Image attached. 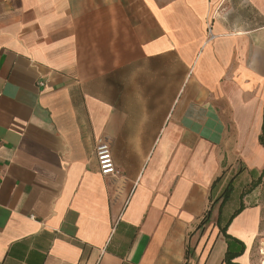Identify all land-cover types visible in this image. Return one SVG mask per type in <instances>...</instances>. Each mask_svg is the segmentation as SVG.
<instances>
[{
    "label": "crops",
    "instance_id": "1",
    "mask_svg": "<svg viewBox=\"0 0 264 264\" xmlns=\"http://www.w3.org/2000/svg\"><path fill=\"white\" fill-rule=\"evenodd\" d=\"M263 128L264 0H0V264H264Z\"/></svg>",
    "mask_w": 264,
    "mask_h": 264
},
{
    "label": "built area",
    "instance_id": "2",
    "mask_svg": "<svg viewBox=\"0 0 264 264\" xmlns=\"http://www.w3.org/2000/svg\"><path fill=\"white\" fill-rule=\"evenodd\" d=\"M96 156L102 176H117L119 174L113 159L111 144L106 138L98 140Z\"/></svg>",
    "mask_w": 264,
    "mask_h": 264
},
{
    "label": "trees",
    "instance_id": "3",
    "mask_svg": "<svg viewBox=\"0 0 264 264\" xmlns=\"http://www.w3.org/2000/svg\"><path fill=\"white\" fill-rule=\"evenodd\" d=\"M260 143H261V145L264 147V128H263L262 134H261V136H260ZM263 175H264V170H263V172H262V177H263ZM218 180H219V179H217V180L214 182L213 187H215V184L218 182ZM232 193H233V186H232V184L230 183V184L226 187V189L224 190V192H223V194H222V197H221L222 205H223V204H224V203L230 198V196L232 195ZM241 209H243V208H241ZM241 209L238 210V212L241 211ZM238 212H236V213H238ZM206 218H207V216H206ZM206 218L204 219V222L206 221Z\"/></svg>",
    "mask_w": 264,
    "mask_h": 264
}]
</instances>
